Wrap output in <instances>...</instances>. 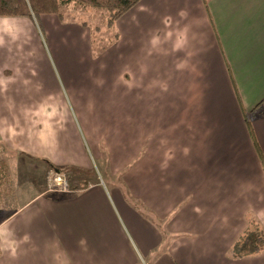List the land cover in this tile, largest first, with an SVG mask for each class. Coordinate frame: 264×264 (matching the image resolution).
<instances>
[{
  "label": "crops",
  "instance_id": "crops-1",
  "mask_svg": "<svg viewBox=\"0 0 264 264\" xmlns=\"http://www.w3.org/2000/svg\"><path fill=\"white\" fill-rule=\"evenodd\" d=\"M176 11L171 48L125 68L88 66L84 50L53 51L56 63L35 19L0 18V145L76 178L0 219V264H264V247L232 256L247 233L264 236V0H191ZM31 40L36 48H24ZM258 105L260 155L243 116ZM121 113L123 133L111 126ZM106 126L126 139L103 160ZM136 138L139 161L128 151ZM94 159L122 177L109 178L110 194Z\"/></svg>",
  "mask_w": 264,
  "mask_h": 264
},
{
  "label": "rangeland",
  "instance_id": "rangeland-1",
  "mask_svg": "<svg viewBox=\"0 0 264 264\" xmlns=\"http://www.w3.org/2000/svg\"><path fill=\"white\" fill-rule=\"evenodd\" d=\"M188 1L191 0H142L114 22L111 27L107 26L108 14L105 11L69 4L61 10L62 20L54 15H46L56 17L60 24H55V22L48 21L49 18L40 16L35 20V27L38 30L43 48L50 53L56 63L58 60L53 51L71 55L75 51L84 50L88 53V66L117 65L125 68L131 65L142 67L143 52L171 48L169 45L171 46L174 40L173 21L177 13L176 9L181 2L187 3ZM163 5L164 9L162 10ZM79 26L86 28L85 37H83V30H77ZM20 34L24 36L28 33L23 31ZM0 36H3L1 31ZM24 48L33 50L36 47L31 40L29 47ZM6 50H8V46L0 37V52ZM3 60L5 59L3 58ZM67 61H71V59L67 58ZM70 64L73 63L70 62ZM124 78H126V74ZM99 85L100 81L97 80L95 88ZM125 92V89L120 91V98H125ZM247 92L252 94L253 91L247 90ZM121 116L119 117L120 122L112 121L111 126L122 132L124 127L121 121L125 115L121 113ZM103 133L106 136L101 138L99 147L104 154V160L109 157L107 148L113 147L111 150L113 151L116 147L113 145L115 140L126 138L124 135L122 137L121 134L117 136L116 132L112 133V130L110 135L109 126L103 129ZM122 143L125 144L126 141L124 140ZM133 149L135 158L138 161L141 160L142 149H138L137 138L135 145H130L128 151H133ZM92 156L95 155L92 154ZM120 159L121 156L115 157L116 164H119ZM94 161L93 172L100 181L103 180L104 189L110 194L111 188H113L110 179H114L118 183L122 177L119 175L111 176L107 164L95 159ZM57 170L51 168L50 165L45 164L43 166L42 163L32 162L30 159L14 154L0 145V219L24 203L36 191L43 192L45 195H58L63 193L64 184H67L66 191H70L72 188L70 184L73 178L76 179L75 176L72 173H65L63 169L58 168ZM141 173L142 171L139 169L133 178H138L137 176ZM120 189H122L121 186ZM140 208L144 210L142 207ZM141 213L144 215L143 212ZM166 248L167 246H164V249ZM164 249L155 250L152 252V257L156 259L155 256L162 253ZM168 259L174 261L175 257L169 254ZM146 262V264H155L156 261L147 259ZM138 264L144 263L139 261Z\"/></svg>",
  "mask_w": 264,
  "mask_h": 264
},
{
  "label": "trees",
  "instance_id": "trees-1",
  "mask_svg": "<svg viewBox=\"0 0 264 264\" xmlns=\"http://www.w3.org/2000/svg\"><path fill=\"white\" fill-rule=\"evenodd\" d=\"M140 1L142 0H0V18H31L36 20L40 16L54 15L62 20V8L69 4H74L80 7L105 11L108 14L107 26L111 27L114 22ZM202 2L205 4L208 0H202ZM259 106H256L249 116L243 113L245 126L258 154L259 150L254 140L251 119ZM57 171L60 172V170ZM263 247L264 236L260 233L250 232L234 245L232 256L238 258L248 256L257 253Z\"/></svg>",
  "mask_w": 264,
  "mask_h": 264
},
{
  "label": "built area",
  "instance_id": "built-area-1",
  "mask_svg": "<svg viewBox=\"0 0 264 264\" xmlns=\"http://www.w3.org/2000/svg\"><path fill=\"white\" fill-rule=\"evenodd\" d=\"M67 187V184H64V191H63V193H67L68 191H66V188Z\"/></svg>",
  "mask_w": 264,
  "mask_h": 264
}]
</instances>
